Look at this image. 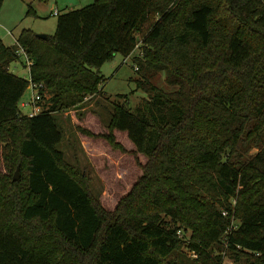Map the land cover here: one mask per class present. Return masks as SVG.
Returning <instances> with one entry per match:
<instances>
[{"label": "trees", "instance_id": "trees-1", "mask_svg": "<svg viewBox=\"0 0 264 264\" xmlns=\"http://www.w3.org/2000/svg\"><path fill=\"white\" fill-rule=\"evenodd\" d=\"M17 42L48 98L21 110L29 79L0 40V264H264V0H95ZM117 53L147 96L115 103L111 126L148 160L107 211L58 148L56 114L100 93Z\"/></svg>", "mask_w": 264, "mask_h": 264}, {"label": "rangeland", "instance_id": "rangeland-1", "mask_svg": "<svg viewBox=\"0 0 264 264\" xmlns=\"http://www.w3.org/2000/svg\"><path fill=\"white\" fill-rule=\"evenodd\" d=\"M94 1L5 0L0 8V39L15 44L14 36L24 27L32 28L36 33L53 35L58 23L55 11L63 13ZM10 30H13L14 35ZM140 52L141 46L135 50V53ZM134 63L136 66L139 65L132 56L126 57L122 53H117L101 67L103 76L101 92L88 95L79 105L56 114L64 133L58 148L64 151L65 159L70 166L85 174L91 194L107 211L115 210L121 199L131 191L144 174L143 165L148 160L144 153L137 150L127 131L111 126L115 103L128 101L129 105L134 107L142 97L147 96L143 89L137 88L144 70H136ZM10 70L27 79L30 78L29 66L23 59L14 61L10 65ZM147 75L159 87L166 90L172 88L167 82L165 72L149 71ZM32 96L33 89L28 87L20 102L21 110L25 114L33 111V104L22 103L30 101ZM47 98L46 93L45 98L40 101L41 109L46 106ZM3 167L1 162L0 168ZM185 252L190 258L195 257L186 249ZM222 264L241 263L234 262L228 253L224 256Z\"/></svg>", "mask_w": 264, "mask_h": 264}, {"label": "built area", "instance_id": "built-area-1", "mask_svg": "<svg viewBox=\"0 0 264 264\" xmlns=\"http://www.w3.org/2000/svg\"><path fill=\"white\" fill-rule=\"evenodd\" d=\"M59 13L60 12L55 11V14L59 15ZM16 44L18 45L17 53L21 56V59H23L24 62H26V64L29 66V69H30V66L33 64L32 59L30 58V56L28 55V53L24 49V47H22L20 45L19 42L16 41ZM136 68H138V66H136ZM29 87H31L33 89V96H32L30 101L23 102L22 105L33 104V111L29 115H34L41 110L40 101L43 99L42 90L44 88V84L34 82L30 77L29 78ZM223 213L225 215L227 214L226 211H224ZM193 255L196 256V253H193Z\"/></svg>", "mask_w": 264, "mask_h": 264}, {"label": "water", "instance_id": "water-1", "mask_svg": "<svg viewBox=\"0 0 264 264\" xmlns=\"http://www.w3.org/2000/svg\"><path fill=\"white\" fill-rule=\"evenodd\" d=\"M37 35L39 36V37H42V38H47L48 37V35L47 34H45V33H37ZM20 177V172H19V167H18V169H17V171L15 172V175H14V180H17L18 178Z\"/></svg>", "mask_w": 264, "mask_h": 264}, {"label": "crops", "instance_id": "crops-1", "mask_svg": "<svg viewBox=\"0 0 264 264\" xmlns=\"http://www.w3.org/2000/svg\"><path fill=\"white\" fill-rule=\"evenodd\" d=\"M24 28H29V27H24ZM24 28H22L21 31H22ZM21 31H20V32H21ZM20 32H19L18 34H16V36H14V37H15V44H16V41H17V38H18ZM10 33H11L12 35H14L13 30H10ZM0 40H1V39H0ZM1 41H2V40H1ZM4 43H5L6 45H15L14 42H10V43H6V42H4Z\"/></svg>", "mask_w": 264, "mask_h": 264}]
</instances>
